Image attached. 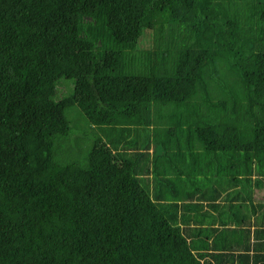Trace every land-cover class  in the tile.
<instances>
[{"label": "trees", "instance_id": "1", "mask_svg": "<svg viewBox=\"0 0 264 264\" xmlns=\"http://www.w3.org/2000/svg\"><path fill=\"white\" fill-rule=\"evenodd\" d=\"M260 173L264 0H0V264H264Z\"/></svg>", "mask_w": 264, "mask_h": 264}, {"label": "crops", "instance_id": "2", "mask_svg": "<svg viewBox=\"0 0 264 264\" xmlns=\"http://www.w3.org/2000/svg\"><path fill=\"white\" fill-rule=\"evenodd\" d=\"M253 176H258V174L253 173ZM260 177H264L260 173ZM253 202L248 203V209H244L242 216L245 219V225L251 223V229L260 228L264 229V214L262 213L264 207V182L259 188L254 189ZM217 205L205 203V208L209 209L208 213H203L199 210L196 211L194 208L195 205L193 202H185L180 206V217L179 223L183 225H204V226H213L219 227L223 221L229 220L228 216L222 214V207H219L222 204V200L219 199L216 201ZM258 222V225L255 224ZM200 225V226H201ZM213 237V236H212ZM211 237V239H212Z\"/></svg>", "mask_w": 264, "mask_h": 264}, {"label": "rangeland", "instance_id": "3", "mask_svg": "<svg viewBox=\"0 0 264 264\" xmlns=\"http://www.w3.org/2000/svg\"><path fill=\"white\" fill-rule=\"evenodd\" d=\"M66 145H65V143L62 141L60 144H59V148L61 149L62 147H65Z\"/></svg>", "mask_w": 264, "mask_h": 264}]
</instances>
